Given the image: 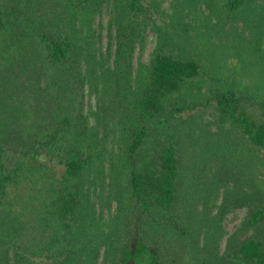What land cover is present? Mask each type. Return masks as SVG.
Here are the masks:
<instances>
[{"label": "trees", "instance_id": "16d2710c", "mask_svg": "<svg viewBox=\"0 0 264 264\" xmlns=\"http://www.w3.org/2000/svg\"><path fill=\"white\" fill-rule=\"evenodd\" d=\"M248 2L224 0V9L243 12ZM101 3L0 0V264H161L157 235L184 233L170 214L179 141L172 127L155 126L165 116L185 109L205 113L216 127L233 129L264 150V123L245 108L246 101L254 103L264 115V101L253 102L226 87L202 101L179 104V92L198 84L201 76L196 60L170 39L163 37L145 61L132 67L149 16L143 0L114 6L113 59L103 66L105 59H96L90 44L79 42ZM257 27L252 36L263 55L264 45L258 46L264 25ZM97 66L100 97L104 109L117 117L122 144L118 175L125 197L117 200L128 214L121 231L100 226L83 184L86 167L102 153L95 150L102 137L82 109L81 68L89 77ZM114 162L101 171L110 174ZM243 204V223L253 232L226 244L209 264H264V194ZM102 244L111 254L108 262L97 263Z\"/></svg>", "mask_w": 264, "mask_h": 264}, {"label": "rangeland", "instance_id": "374dc122", "mask_svg": "<svg viewBox=\"0 0 264 264\" xmlns=\"http://www.w3.org/2000/svg\"><path fill=\"white\" fill-rule=\"evenodd\" d=\"M143 1L149 7V16L143 44L134 47L132 67L145 61L153 47L162 44L166 37L174 48L181 49L199 65L201 81L179 92L180 105L202 101L226 87L251 96L253 102L264 101V54L255 49L252 36L260 31L256 24L264 25V0H249L243 12L235 14L226 13L224 0ZM119 2L102 0L89 23L90 30L81 27L80 44H90L88 50L94 52L95 58L105 59L103 66L112 64V16ZM263 32L264 28L259 48L264 45ZM99 71L97 66L93 75L87 77L81 68L82 109L89 125L102 137L95 149L102 153L86 167L83 184L89 189V201L101 220L100 226L104 230H120L128 214L117 200L124 196V179L118 175L122 144L117 136V117L104 109L100 97ZM245 108L253 120L264 123V115L254 103L246 101ZM155 126L172 127L179 141L178 178L170 214L184 229L182 235H157L159 260L161 264H209L226 244L239 242L253 232L243 223V202L251 195L264 194V150L249 145L233 129L216 127L207 114L193 109L165 116ZM113 160L117 162L116 169L104 174L101 170L109 168ZM95 237L99 239L96 234ZM109 250L100 245L96 262L102 258L108 262Z\"/></svg>", "mask_w": 264, "mask_h": 264}]
</instances>
